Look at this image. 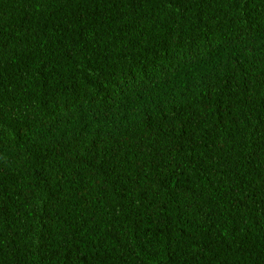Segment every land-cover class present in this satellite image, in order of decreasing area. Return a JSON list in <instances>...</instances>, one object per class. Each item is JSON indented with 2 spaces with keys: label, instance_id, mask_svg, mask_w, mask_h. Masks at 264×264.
<instances>
[{
  "label": "trees",
  "instance_id": "trees-1",
  "mask_svg": "<svg viewBox=\"0 0 264 264\" xmlns=\"http://www.w3.org/2000/svg\"><path fill=\"white\" fill-rule=\"evenodd\" d=\"M0 264H264V0H0Z\"/></svg>",
  "mask_w": 264,
  "mask_h": 264
}]
</instances>
